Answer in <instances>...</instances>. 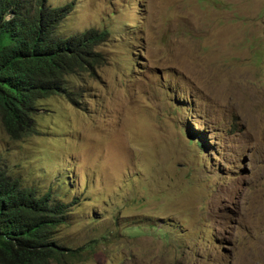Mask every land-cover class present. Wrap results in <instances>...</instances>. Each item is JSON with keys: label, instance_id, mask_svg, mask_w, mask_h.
<instances>
[{"label": "rangeland", "instance_id": "1", "mask_svg": "<svg viewBox=\"0 0 264 264\" xmlns=\"http://www.w3.org/2000/svg\"><path fill=\"white\" fill-rule=\"evenodd\" d=\"M44 3L62 36L106 30L74 100L37 99L19 140L0 125L9 176L64 204L67 264H264V0Z\"/></svg>", "mask_w": 264, "mask_h": 264}, {"label": "trees", "instance_id": "2", "mask_svg": "<svg viewBox=\"0 0 264 264\" xmlns=\"http://www.w3.org/2000/svg\"><path fill=\"white\" fill-rule=\"evenodd\" d=\"M33 5L0 0V125L14 140L32 132L37 99L63 91L74 100L65 76L93 74L103 61L94 49L105 30L62 36L57 29L63 6H45L43 0ZM62 206L51 191L36 195L21 187L0 164V264H67V258L77 257L78 248L65 253L52 236L65 223Z\"/></svg>", "mask_w": 264, "mask_h": 264}, {"label": "clouds", "instance_id": "3", "mask_svg": "<svg viewBox=\"0 0 264 264\" xmlns=\"http://www.w3.org/2000/svg\"><path fill=\"white\" fill-rule=\"evenodd\" d=\"M30 1H32V6L35 8V5H33L34 4V0H30ZM44 1V0H43ZM44 5L45 6H50V5H46L45 3H44ZM57 6H63V5H54V6H50V7H57ZM63 8L65 9V11H66V13L64 14V16L67 14V12H68V10L63 6ZM63 16V17H64ZM62 17V18H63ZM86 29V28H85ZM84 29V30H85ZM89 29H94V28H89ZM89 29H86V30H89ZM95 30H97V29H95ZM98 31H100V30H98ZM101 31H103V30H101ZM106 31V30H105ZM106 35V34H105ZM103 40H104V38L102 39V41L99 43V45L94 49V51L96 52V53H99L98 51H97V49H98V47L100 46V44L103 42ZM100 54V53H99ZM102 57V56H101ZM103 58V57H102ZM106 64V60L103 58V61H102V63L99 65V66H101V65H105ZM99 66H97L96 67V69L99 67ZM95 69V70H96ZM77 73V72H76ZM91 74V73H90Z\"/></svg>", "mask_w": 264, "mask_h": 264}]
</instances>
